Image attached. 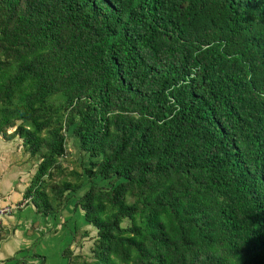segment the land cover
<instances>
[{
	"label": "trees",
	"instance_id": "16d2710c",
	"mask_svg": "<svg viewBox=\"0 0 264 264\" xmlns=\"http://www.w3.org/2000/svg\"><path fill=\"white\" fill-rule=\"evenodd\" d=\"M15 136L26 205L96 230L65 264H264V0H0Z\"/></svg>",
	"mask_w": 264,
	"mask_h": 264
},
{
	"label": "rangeland",
	"instance_id": "374dc122",
	"mask_svg": "<svg viewBox=\"0 0 264 264\" xmlns=\"http://www.w3.org/2000/svg\"><path fill=\"white\" fill-rule=\"evenodd\" d=\"M68 149L70 161L66 160L64 165L74 167L73 161L87 162L76 140L68 139ZM36 164L37 160L24 149L21 138L15 136L6 141L0 137V206L8 207L0 216V264H14L23 256L32 264H65L67 261L62 253L68 244L73 246L75 254L86 256L96 235L95 228L84 223L80 211L72 209L70 204L67 209L49 216L35 213L30 203L26 205L23 193ZM81 193L80 189L76 196ZM75 229L89 232L81 239L79 232L76 233L81 245L72 242ZM34 253L45 255V261L42 263L40 258L33 257Z\"/></svg>",
	"mask_w": 264,
	"mask_h": 264
},
{
	"label": "built area",
	"instance_id": "2783aa9c",
	"mask_svg": "<svg viewBox=\"0 0 264 264\" xmlns=\"http://www.w3.org/2000/svg\"><path fill=\"white\" fill-rule=\"evenodd\" d=\"M7 208H8V207H1V206H0V216L2 215V213L7 212V211H6ZM0 224H1V219H0Z\"/></svg>",
	"mask_w": 264,
	"mask_h": 264
}]
</instances>
